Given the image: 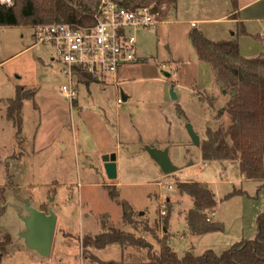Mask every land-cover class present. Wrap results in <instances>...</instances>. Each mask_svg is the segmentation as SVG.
<instances>
[{
  "label": "rangeland",
  "instance_id": "obj_1",
  "mask_svg": "<svg viewBox=\"0 0 264 264\" xmlns=\"http://www.w3.org/2000/svg\"><path fill=\"white\" fill-rule=\"evenodd\" d=\"M89 3L98 6L97 0ZM171 7L157 27L134 31L144 56L140 61L103 84L92 77L86 83L84 76L86 85L79 86L73 103L60 91L69 80L53 59L56 48L37 43L35 24L3 26L0 10V264H100V259L137 264L143 252L136 246L85 247L88 236L113 230L142 237L157 251L160 241L167 242L179 257L189 250L220 254L255 237L257 217L264 213L260 182L243 180L239 161L206 160L202 152L210 131L232 123L228 102L234 92L217 84L189 36L197 29L214 41L231 40L236 27L223 17L233 10L232 0H178ZM248 27L254 35L243 39L242 49L247 57H258L264 38L256 34L264 35V22H248ZM256 70L264 74V68ZM22 87L34 95L24 100L18 136L6 100ZM123 93L129 98L119 104ZM189 124L200 136L199 145ZM151 146L168 149L178 169L166 174ZM112 153L116 179L105 168L104 157ZM181 182L210 183L217 207L208 211V221L223 223V232L192 234L187 216L195 200ZM244 190L250 197L226 198ZM122 202L131 205L135 228L124 218ZM27 204L57 214L50 256L27 244Z\"/></svg>",
  "mask_w": 264,
  "mask_h": 264
},
{
  "label": "trees",
  "instance_id": "obj_2",
  "mask_svg": "<svg viewBox=\"0 0 264 264\" xmlns=\"http://www.w3.org/2000/svg\"><path fill=\"white\" fill-rule=\"evenodd\" d=\"M13 3L0 4L1 24L3 26H27L46 23H70L93 25L97 21L102 8V0H97L94 8L89 0L78 4L71 0H11ZM127 9L154 6L161 9L163 4L177 5L178 0H110ZM233 19L239 15V0H232ZM167 11H162L166 16ZM240 33H247L244 25ZM190 39L196 49L200 61L205 62L212 70L217 84L234 92L228 102L232 123L220 127L216 132L210 131L209 138L202 144L203 157L206 160L239 161L242 174L248 180L258 181L260 190L264 187V74L256 68H264V53L258 57L246 58L242 55L238 38L232 40L212 41L203 31L192 30ZM86 83L91 76L83 72ZM33 94L24 87L18 89L16 98L7 99L8 115L14 121L18 136L23 131L22 110L24 100ZM34 95V94H33ZM182 190L195 200V207L187 216V224L193 235H204L224 231L223 223L208 221V211L215 210L217 201L214 192L208 185L201 182H181ZM243 191H233L226 195H245ZM115 193L113 194V196ZM124 218L130 225L132 207L122 202ZM133 226V225H132ZM161 250L157 251L152 244L142 237L119 230L106 231L95 237L85 238V247L91 246L104 249L111 244L136 246L140 264H264V213L257 217V232L253 239L243 238L229 249L218 254L207 250L202 255H195L192 250L183 257L167 244L162 242Z\"/></svg>",
  "mask_w": 264,
  "mask_h": 264
},
{
  "label": "built area",
  "instance_id": "obj_3",
  "mask_svg": "<svg viewBox=\"0 0 264 264\" xmlns=\"http://www.w3.org/2000/svg\"><path fill=\"white\" fill-rule=\"evenodd\" d=\"M171 8L163 4L159 10L154 6L131 10L110 2L102 8L93 25L38 24L34 27V37L37 43L56 48L57 56L53 59L63 66V73L69 80L60 91L73 103L79 97V86L86 84L83 72L103 84L107 77L118 76L124 66L140 61L134 31L157 27L164 18L162 11L168 12ZM54 66L55 63L51 65ZM123 102L124 98H118L119 104Z\"/></svg>",
  "mask_w": 264,
  "mask_h": 264
},
{
  "label": "water",
  "instance_id": "obj_4",
  "mask_svg": "<svg viewBox=\"0 0 264 264\" xmlns=\"http://www.w3.org/2000/svg\"><path fill=\"white\" fill-rule=\"evenodd\" d=\"M173 98H177L178 95L172 91ZM188 131L195 142L200 144V136L195 131L192 124L188 125ZM150 154L160 165L162 170L166 174L175 172L178 167L173 163L169 150L160 149L155 146L150 147ZM105 168L110 179H116L118 177V165L116 153L107 154L104 157ZM28 217L25 219L27 232L24 236L27 239V244L31 249L38 251L42 256H50L53 248V242L55 238V231L57 226V214L53 209L48 212L39 210L31 205L26 206Z\"/></svg>",
  "mask_w": 264,
  "mask_h": 264
},
{
  "label": "crops",
  "instance_id": "obj_5",
  "mask_svg": "<svg viewBox=\"0 0 264 264\" xmlns=\"http://www.w3.org/2000/svg\"><path fill=\"white\" fill-rule=\"evenodd\" d=\"M239 7H240V11H239V15L238 16V19L235 18L233 19V10L228 14V17L226 19V17H223V19L225 20H230L234 23V27H236V31H233L232 32V35L230 36L232 39L234 38H240V49H241V53L244 57L246 58H252V57H247L249 55L247 54H244L243 52V39L247 38V37H252L254 34L253 32H251L249 30V27H248V22H264V0H239ZM213 20H220V18H216V19H213ZM244 25L247 33H240L238 34V31H240L241 29V26ZM194 27V26H192ZM196 27V26H195ZM257 35H260L261 37L264 38V35H261V34H256ZM190 36V35H189ZM244 37V38H241V37ZM208 38V37H207ZM231 39V40H232ZM211 40V39H210ZM224 40H228V39H224ZM264 40V39H263ZM214 41V40H212ZM140 50V49H139ZM262 50V49H260ZM140 53V51H139ZM138 53V55H139ZM264 53V49L261 51L260 55ZM140 56V55H139ZM141 58H143L144 56L141 55L140 56ZM203 62V61H202ZM205 63V62H204ZM135 64V63H134ZM134 64H129V65H126L124 66L119 75L122 73L123 70H125L126 68L128 67H132ZM118 75V76H119ZM86 85V84H85ZM123 98L124 100H127L129 98V96H127L125 93H123ZM97 108V107H96ZM118 165V164H117ZM241 178L245 181H252V180H248V179H245L244 175H241ZM253 182H257V181H253ZM205 184H210V183H205ZM260 184H257V186H259ZM246 192L245 196H249L250 197V194L244 190ZM257 191H258V187H257ZM261 192L263 193L264 192V187H262L258 193ZM216 210V209H215ZM217 214V213H216ZM216 218V217H215ZM217 222V220H215ZM220 222V221H219ZM134 227V226H133ZM135 228V227H134ZM189 228V226H188ZM190 230V228H189ZM225 230V229H224ZM223 232V231H221ZM213 233V232H212ZM208 234H211V233H207V234H204V235H208ZM195 236V235H194ZM201 236V235H200ZM63 247V246H62ZM95 249H98V248H95ZM105 249V248H104ZM128 249H126L127 251ZM100 264H136V263H131V262H121V261H116V260H111V261H103L100 259ZM137 264H140V263H137Z\"/></svg>",
  "mask_w": 264,
  "mask_h": 264
}]
</instances>
